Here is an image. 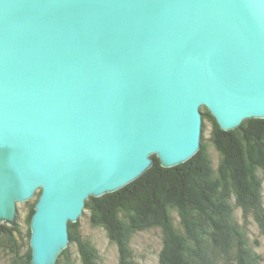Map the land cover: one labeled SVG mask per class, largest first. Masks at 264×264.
Masks as SVG:
<instances>
[{
    "label": "water",
    "instance_id": "1",
    "mask_svg": "<svg viewBox=\"0 0 264 264\" xmlns=\"http://www.w3.org/2000/svg\"><path fill=\"white\" fill-rule=\"evenodd\" d=\"M264 120V0H0V226L37 198L57 264L91 198Z\"/></svg>",
    "mask_w": 264,
    "mask_h": 264
},
{
    "label": "trees",
    "instance_id": "2",
    "mask_svg": "<svg viewBox=\"0 0 264 264\" xmlns=\"http://www.w3.org/2000/svg\"><path fill=\"white\" fill-rule=\"evenodd\" d=\"M202 113L204 133L212 128L210 142L221 157L218 168L203 140L201 151L187 163L164 168L154 156V166L136 182L87 202L85 215L117 246L120 264H145L131 243L135 235L153 230L163 233L160 264H264V120H247L225 132L206 108ZM37 203H26V234L19 225L15 230L0 226L3 245L17 264H32ZM80 228V222L70 224V245H78L83 264H101L98 248ZM57 264H75L70 247Z\"/></svg>",
    "mask_w": 264,
    "mask_h": 264
},
{
    "label": "rangeland",
    "instance_id": "3",
    "mask_svg": "<svg viewBox=\"0 0 264 264\" xmlns=\"http://www.w3.org/2000/svg\"><path fill=\"white\" fill-rule=\"evenodd\" d=\"M211 133L212 128L209 127L208 130L203 134V140L209 146V153L215 168H218L221 162V157L213 143L210 142ZM36 200L37 198L31 200L30 202L34 203ZM28 211L29 206L26 203L22 204V207H19L18 222L21 223V229L24 234L27 232L25 219ZM80 223L81 235L84 238H89L92 240L98 248L101 256V264H120L118 248L115 244L111 243L108 234L103 229L94 227L88 215L83 216L80 220ZM251 228L256 234L255 237L259 236V231L254 224L251 225ZM162 235L163 233L160 230L147 231L135 235V237L132 239L131 246L135 256L139 261L145 264H160L159 255L163 245ZM3 244V240L0 239V264H14L13 256L10 254L8 248H5ZM70 250L75 264H83V259L81 257L78 245H70ZM18 262L21 261L18 260Z\"/></svg>",
    "mask_w": 264,
    "mask_h": 264
},
{
    "label": "flooded vegetation",
    "instance_id": "4",
    "mask_svg": "<svg viewBox=\"0 0 264 264\" xmlns=\"http://www.w3.org/2000/svg\"><path fill=\"white\" fill-rule=\"evenodd\" d=\"M25 223H26V221H25ZM18 225H19V227L21 228L22 227V225H21V223L20 222H18ZM8 226H10V225H8ZM27 226V225H26ZM12 229H14L15 230V228H13V227H11ZM16 233H17V231H15ZM3 233H2V231H1V229H0V239L2 240V237H3V235H2ZM17 240H18V243L19 244H22L23 242L22 241H20L18 238H17ZM9 241V240H8ZM27 247H28V243H27V245H26ZM25 250H26V247H25ZM26 251H28V249L26 250ZM15 257H17V255L15 256ZM24 255H22V260H19V261H24ZM13 261H14V264H17L16 263V260H15V258H14V256H13ZM19 263V262H18Z\"/></svg>",
    "mask_w": 264,
    "mask_h": 264
}]
</instances>
